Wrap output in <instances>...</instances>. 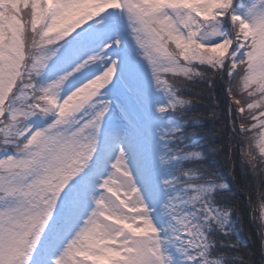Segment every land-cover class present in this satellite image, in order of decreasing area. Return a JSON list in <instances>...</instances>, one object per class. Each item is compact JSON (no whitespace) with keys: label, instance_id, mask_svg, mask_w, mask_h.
<instances>
[{"label":"snow or ice","instance_id":"1","mask_svg":"<svg viewBox=\"0 0 264 264\" xmlns=\"http://www.w3.org/2000/svg\"><path fill=\"white\" fill-rule=\"evenodd\" d=\"M240 197L264 264V0H0V264H256Z\"/></svg>","mask_w":264,"mask_h":264},{"label":"trees","instance_id":"2","mask_svg":"<svg viewBox=\"0 0 264 264\" xmlns=\"http://www.w3.org/2000/svg\"><path fill=\"white\" fill-rule=\"evenodd\" d=\"M222 85L217 88V95L221 96V106H223ZM201 89H205L204 84H189L185 95L188 97H194ZM212 108L208 103H196L189 110L188 115L196 114L199 118V123L192 125L189 124L185 130L186 139L194 144H197L204 153L205 159L202 161L203 165L207 168L219 171L223 174L225 180L232 183L231 176L229 175L228 165L225 161L224 152L216 150L219 145L223 143V136L221 134V125L218 119H214L211 116ZM226 150V149H225ZM191 166V165H189ZM238 179L240 183H245L246 178L239 175L240 169H236ZM235 188V184H233ZM240 212L238 214L233 213V219L240 223L243 241L247 243L251 248L255 256L253 259L256 264H260L261 260V236L257 231V224L250 218L249 208L243 197H240L239 201ZM223 239V237H220ZM233 238H236L233 233Z\"/></svg>","mask_w":264,"mask_h":264},{"label":"rangeland","instance_id":"3","mask_svg":"<svg viewBox=\"0 0 264 264\" xmlns=\"http://www.w3.org/2000/svg\"><path fill=\"white\" fill-rule=\"evenodd\" d=\"M233 221H234V224H229L228 226L233 228V233H235V236H236V234L238 232L239 238L243 239L242 237H244V236L242 235L241 227L239 228L240 223L237 220H234V219H233ZM256 227H257V231H258V225ZM261 241H262V238H261Z\"/></svg>","mask_w":264,"mask_h":264}]
</instances>
